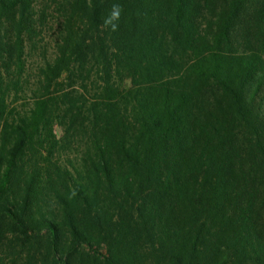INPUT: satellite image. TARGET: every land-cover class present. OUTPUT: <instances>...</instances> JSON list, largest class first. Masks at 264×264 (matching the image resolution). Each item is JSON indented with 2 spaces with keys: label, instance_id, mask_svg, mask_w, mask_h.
Here are the masks:
<instances>
[{
  "label": "trees",
  "instance_id": "obj_1",
  "mask_svg": "<svg viewBox=\"0 0 264 264\" xmlns=\"http://www.w3.org/2000/svg\"><path fill=\"white\" fill-rule=\"evenodd\" d=\"M0 264H264V0H0Z\"/></svg>",
  "mask_w": 264,
  "mask_h": 264
},
{
  "label": "clouds",
  "instance_id": "obj_2",
  "mask_svg": "<svg viewBox=\"0 0 264 264\" xmlns=\"http://www.w3.org/2000/svg\"><path fill=\"white\" fill-rule=\"evenodd\" d=\"M122 8L120 5L118 4H114L112 6V11L108 17V19L105 20V25H111V30L112 31H116L118 28V24L117 23H113V21H118L120 18V14H121Z\"/></svg>",
  "mask_w": 264,
  "mask_h": 264
}]
</instances>
